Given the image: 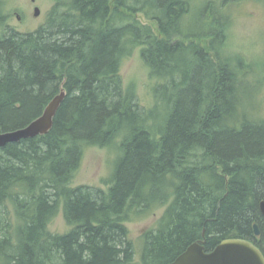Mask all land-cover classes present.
I'll return each mask as SVG.
<instances>
[{"label": "trees", "instance_id": "16d2710c", "mask_svg": "<svg viewBox=\"0 0 264 264\" xmlns=\"http://www.w3.org/2000/svg\"><path fill=\"white\" fill-rule=\"evenodd\" d=\"M227 1L203 3L197 29L193 0H53L21 33L0 0V133L66 93L47 134L0 149V264H170L200 240L264 253V119L252 113L263 80L226 57ZM137 49L157 80L149 108L121 75ZM112 146L104 187H74L86 150ZM162 208L137 260L127 224ZM61 211L69 230L51 233Z\"/></svg>", "mask_w": 264, "mask_h": 264}, {"label": "rangeland", "instance_id": "374dc122", "mask_svg": "<svg viewBox=\"0 0 264 264\" xmlns=\"http://www.w3.org/2000/svg\"><path fill=\"white\" fill-rule=\"evenodd\" d=\"M208 1L220 4L227 0H193L189 20L197 23L194 28L200 29L199 25L202 24L199 23L201 21V6ZM52 6L53 0H8V10L11 12L9 23L18 32H33L46 23L48 12ZM36 7L41 10V14L38 17L34 16ZM223 9L228 11L230 18L225 45L227 56H225L234 58L240 56L247 63H256V74L263 81L258 85L256 92L257 109H253L252 113L256 118L264 119V0H237L235 2L229 0ZM138 19L143 24L151 26L155 34H159L154 22L146 19L141 14L138 15ZM196 43L207 47L201 41ZM121 75L125 89L130 90L131 93H136L141 106L145 108L151 107L154 102L152 90L157 84V80L151 77L150 70L141 57V49H137L131 57L123 62ZM248 82L253 84L250 79ZM115 157V146L109 148H88L73 186L104 187L103 181L111 175ZM164 210L165 208L159 209L142 220L127 224L130 237L136 246L137 260L140 257L143 234L157 225ZM49 230L51 233L59 234L66 233L69 230L62 211L52 221Z\"/></svg>", "mask_w": 264, "mask_h": 264}, {"label": "water", "instance_id": "95a60500", "mask_svg": "<svg viewBox=\"0 0 264 264\" xmlns=\"http://www.w3.org/2000/svg\"><path fill=\"white\" fill-rule=\"evenodd\" d=\"M40 14L41 10L36 7L34 16ZM65 96L66 93L62 91L47 105L43 114L26 127L0 133V149L7 144L47 134L53 127L54 118ZM260 211L264 217V200L260 203ZM254 234L256 237L261 235L258 224H254ZM170 264H264V253L247 239H227L211 251L206 250L205 240H200L190 245Z\"/></svg>", "mask_w": 264, "mask_h": 264}]
</instances>
